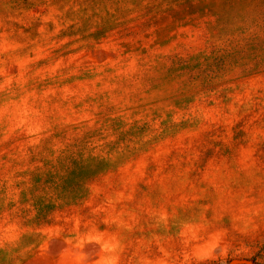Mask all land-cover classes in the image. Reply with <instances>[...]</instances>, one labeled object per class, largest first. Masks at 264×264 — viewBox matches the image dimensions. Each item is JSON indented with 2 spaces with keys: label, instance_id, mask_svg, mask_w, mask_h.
Masks as SVG:
<instances>
[{
  "label": "clouds",
  "instance_id": "9594fccd",
  "mask_svg": "<svg viewBox=\"0 0 264 264\" xmlns=\"http://www.w3.org/2000/svg\"><path fill=\"white\" fill-rule=\"evenodd\" d=\"M0 264H264V0H0Z\"/></svg>",
  "mask_w": 264,
  "mask_h": 264
}]
</instances>
